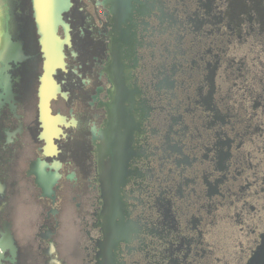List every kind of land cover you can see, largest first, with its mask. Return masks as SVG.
Returning a JSON list of instances; mask_svg holds the SVG:
<instances>
[{"label": "flooded vegetation", "instance_id": "obj_1", "mask_svg": "<svg viewBox=\"0 0 264 264\" xmlns=\"http://www.w3.org/2000/svg\"><path fill=\"white\" fill-rule=\"evenodd\" d=\"M0 9V264H249L264 0H65L47 41Z\"/></svg>", "mask_w": 264, "mask_h": 264}, {"label": "water", "instance_id": "obj_2", "mask_svg": "<svg viewBox=\"0 0 264 264\" xmlns=\"http://www.w3.org/2000/svg\"><path fill=\"white\" fill-rule=\"evenodd\" d=\"M35 17L44 40H49L51 29L59 21L65 0H33ZM249 264H264V242Z\"/></svg>", "mask_w": 264, "mask_h": 264}, {"label": "rangeland", "instance_id": "obj_3", "mask_svg": "<svg viewBox=\"0 0 264 264\" xmlns=\"http://www.w3.org/2000/svg\"><path fill=\"white\" fill-rule=\"evenodd\" d=\"M5 12V11H4ZM11 18V13L7 10L6 15L1 11L0 9V37H1V30H2V24L4 21H7Z\"/></svg>", "mask_w": 264, "mask_h": 264}]
</instances>
